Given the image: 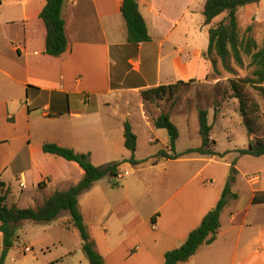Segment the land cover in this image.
<instances>
[{
  "label": "crops",
  "instance_id": "1",
  "mask_svg": "<svg viewBox=\"0 0 264 264\" xmlns=\"http://www.w3.org/2000/svg\"><path fill=\"white\" fill-rule=\"evenodd\" d=\"M46 2L0 1V181L11 198L4 176L13 175L21 188L18 197L30 194L26 198L33 201L52 184L62 187L55 192L66 191L84 177L77 163L45 154L44 144L89 154L95 166L129 159L125 124L129 123L137 136L135 120L152 130L158 117L149 116V102L142 93L178 82L204 81L211 71L204 56L209 46V26L203 15L206 0H138L151 37L139 45L128 42L123 0H65L62 17L68 48L60 57L45 53L47 30L40 14ZM256 6L254 12L264 11V0ZM159 141L150 139L152 144ZM164 143L161 150L169 149V136ZM138 148L137 136L136 153ZM186 150L178 151L176 144L178 153ZM191 156L196 157L187 162L197 164V169L189 173L176 167L174 175L167 164L186 158L139 166L124 163L118 181L123 169L129 176L162 170L167 178L152 184L140 177L117 189L109 180L106 185L100 180L79 197L85 224L105 264H165L166 254L180 248L217 206L229 165L221 164L219 157ZM178 176L180 181H172ZM135 191H146L150 197L137 198ZM257 193L263 192L256 191L254 196ZM151 195L158 199H150ZM237 200H230L225 207L215 242L203 245L189 261L179 264H195L203 250L218 244L232 250L233 234L241 238L244 228L251 225L247 215L237 223L242 214L235 206ZM252 201L250 205L264 206ZM31 203L28 208L41 207L33 206L38 202ZM90 205L94 206L92 213ZM63 214L66 228L64 223L70 224L71 219L68 212L58 218ZM90 215L95 217L92 225L88 223ZM27 222L31 221L23 224ZM0 236L3 239L2 233ZM258 241V253L264 252V241ZM80 247L82 250V242ZM238 249L235 246L231 253ZM21 250L25 255L34 252L29 246ZM45 253L42 249L44 263L89 264L85 254L74 248L52 258Z\"/></svg>",
  "mask_w": 264,
  "mask_h": 264
},
{
  "label": "rangeland",
  "instance_id": "2",
  "mask_svg": "<svg viewBox=\"0 0 264 264\" xmlns=\"http://www.w3.org/2000/svg\"><path fill=\"white\" fill-rule=\"evenodd\" d=\"M257 4L241 8L237 13L239 27L242 32L252 27V35L255 37L261 47H264V11L258 9L255 12ZM227 14L219 16L214 24L223 21ZM211 64V62L209 61ZM246 61L244 67H238L231 59L228 62V68L224 63L217 59L216 68L211 64V71L204 81H191L186 85L180 86L177 94L171 98H165L155 103H149L148 113L153 119L160 114H170L172 122L178 127L180 137L177 141V150L183 151L189 148H198L202 144L199 133V111L205 110L209 113V123L213 125L211 135L216 141V150L225 154L221 158V164L229 165V174L231 165L236 162L239 176L237 184L234 187L233 193L238 195V200L235 202L236 208L242 213L239 216L237 223H240L244 215H247V221L251 224L250 227H245L243 237H235L233 234L231 240L234 242L233 248L237 246V253H231L227 247L219 245L212 250L206 248L199 255L195 264H264V252L258 253L261 244L264 241V206L250 205L254 193L256 191L264 192V156L254 157L242 155L239 151L249 148L250 143L256 144L258 141L264 143V98L260 92L253 89L250 85L244 84L248 78H253V70L248 66ZM232 81L241 84L242 91L245 94H250L248 103V121L251 128V133L244 123V119L239 111V102L233 97L231 88ZM247 94V95H248ZM135 130L139 139L138 153L136 158L140 160H151L159 150L163 149L164 141L168 139L166 130L152 128L149 130L141 121L135 120ZM158 138L160 141L152 144L151 138ZM196 157L191 155L183 156L185 161L181 163L171 162L167 164V169L172 168L171 172L176 173V167L181 171L197 169V164L188 163L187 160ZM151 160L150 162H152ZM147 167V166H144ZM123 169L121 171L120 185L129 181H137L144 179L152 184L165 182L166 178L162 170L137 173L129 176ZM218 170V169H217ZM169 172V169H168ZM220 169L218 170V173ZM148 174V176H147ZM167 176V175H166ZM184 175L183 177H185ZM141 177V178H140ZM140 178V179H139ZM227 178V180H228ZM104 185L109 180L103 179ZM4 181L7 187L11 189V198L9 204L17 207L28 208L32 202H38L33 206L36 208L42 206L45 198L62 187L50 185L45 192L41 193V198H26L30 194H25L23 198H19L21 188L13 175L6 174ZM110 181V180H109ZM174 182L180 181V177H174ZM136 192V191H135ZM137 198L143 200L148 199L150 194L146 191H137ZM157 200L158 196L151 195L150 199ZM38 200V201H37ZM94 206L90 205V213L93 212ZM69 218L71 219L70 214ZM65 214L60 218L50 223H20L16 227V237L18 238L14 248L10 250L4 264H48L46 259H42V249L46 252L48 258L67 250L74 248L81 253V236L73 221L62 225V220L65 219ZM94 216H89V225L94 224ZM71 225V227H70ZM1 233V231H0ZM3 239L0 236V259L2 256ZM56 244V245H53ZM25 246L32 247L34 252L25 255L22 248ZM21 248V249H20ZM51 252V253H48ZM237 258H236V257Z\"/></svg>",
  "mask_w": 264,
  "mask_h": 264
},
{
  "label": "trees",
  "instance_id": "3",
  "mask_svg": "<svg viewBox=\"0 0 264 264\" xmlns=\"http://www.w3.org/2000/svg\"><path fill=\"white\" fill-rule=\"evenodd\" d=\"M1 1V0H0ZM263 0H206L204 9L205 25L209 26V46L204 53L205 58L216 68L217 59H220L228 68V62L232 59L238 67H244L246 61L253 70V78H248L244 84L250 85L260 92L264 98V47H261L255 37L251 34L252 27L249 26L245 32L239 27L238 11L251 4H257ZM65 0H47L40 18L44 22L47 30L46 51L52 57L62 56L68 48V40L65 34V22L62 17V9ZM122 15L126 23L128 42L139 45L151 40L145 19L139 10L138 0H123ZM227 14L226 18L214 24L215 20ZM229 69V68H228ZM186 85L178 82L174 85L160 86L146 90L142 93L145 101L155 103L165 98L174 97L180 86ZM241 84L232 81L231 88L233 97L239 102V111L244 119L245 125L251 133L248 121V103L250 94L242 91ZM209 113L205 110L199 111V133L202 144L198 148H191L185 152L178 153L176 144L180 137L178 127L172 122L169 114H161L153 121L156 129L166 130L169 136V149L159 151L154 157L152 164H157L160 160H178L186 155L197 154L208 157L224 158L216 150V141L212 140L213 125L209 123ZM125 147L131 153L129 159L112 162L103 166H95L89 154H78L73 149L62 147L56 144L47 143L43 145V152L68 162L77 163L84 171L82 180L66 191L55 192L39 208H19L9 204V189H5V184L0 181V231L3 235V250L0 264H4L10 250L17 241L16 227L24 221L34 223H50L55 221L63 212H68L74 226L80 233L82 239V251L89 264H105L103 257L96 248V243L92 239L84 217L79 207V197L90 190L93 185L105 178L110 180L111 187H120L119 168L124 163L132 166H139L151 160H137L135 153L137 150V136L129 123L124 127ZM242 155L254 157L264 156V143L258 141L256 144L250 143L249 148L239 151ZM239 171L236 162L231 165L230 175L226 182L223 194L217 206L212 209L202 220L200 226L191 232L186 242L178 249L170 251L165 256V264H179L189 261L203 245H211L215 242L221 228V215L230 200H237L238 195L233 193V188L237 184ZM42 186V185H40ZM253 204H264V192L257 193L253 198ZM153 218V223H155Z\"/></svg>",
  "mask_w": 264,
  "mask_h": 264
},
{
  "label": "built area",
  "instance_id": "4",
  "mask_svg": "<svg viewBox=\"0 0 264 264\" xmlns=\"http://www.w3.org/2000/svg\"><path fill=\"white\" fill-rule=\"evenodd\" d=\"M27 251H29V250H27Z\"/></svg>",
  "mask_w": 264,
  "mask_h": 264
}]
</instances>
